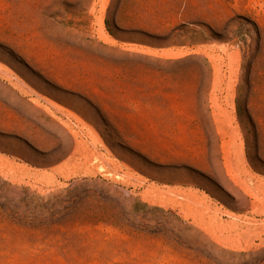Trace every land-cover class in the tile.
<instances>
[{
	"label": "rangeland",
	"instance_id": "374dc122",
	"mask_svg": "<svg viewBox=\"0 0 264 264\" xmlns=\"http://www.w3.org/2000/svg\"><path fill=\"white\" fill-rule=\"evenodd\" d=\"M0 264H264V0H0Z\"/></svg>",
	"mask_w": 264,
	"mask_h": 264
}]
</instances>
